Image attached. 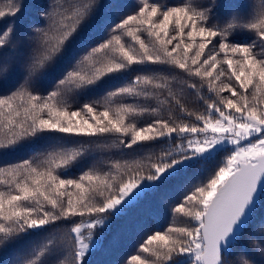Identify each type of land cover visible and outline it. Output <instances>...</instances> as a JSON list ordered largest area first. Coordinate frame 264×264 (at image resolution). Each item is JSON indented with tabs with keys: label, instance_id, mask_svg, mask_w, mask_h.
Instances as JSON below:
<instances>
[{
	"label": "snow or ice",
	"instance_id": "6c2138e0",
	"mask_svg": "<svg viewBox=\"0 0 264 264\" xmlns=\"http://www.w3.org/2000/svg\"><path fill=\"white\" fill-rule=\"evenodd\" d=\"M23 7L22 0H7L0 19ZM103 7L96 0L45 6L24 84L0 95V151L26 141L114 136L123 148L155 144L159 152L114 161L107 171L89 169L75 179L63 178L60 170L66 174L84 156L80 141L0 167V243L68 221L72 239L63 259L49 239L26 264H49L50 256L56 264H88L116 221L171 188L181 193L171 207L181 222L147 234L125 264H229L226 257L250 228L264 230V0L250 16L223 24L210 23L219 19L213 8L240 5L142 0L95 40L83 26ZM16 32L14 22L0 32V50ZM238 32L252 33L250 42L230 41ZM78 45L83 55L64 68L51 90L32 87L33 77L47 76ZM120 80L126 82L102 101L75 109L69 103Z\"/></svg>",
	"mask_w": 264,
	"mask_h": 264
},
{
	"label": "trees",
	"instance_id": "16d2710c",
	"mask_svg": "<svg viewBox=\"0 0 264 264\" xmlns=\"http://www.w3.org/2000/svg\"><path fill=\"white\" fill-rule=\"evenodd\" d=\"M51 2L52 0H22L26 7H23L17 16H6L0 19V32L12 26L13 22L17 28L14 41L5 49L0 50V69L4 67L8 69L7 72L0 71V95H8L24 84L30 62L31 38L35 34L36 28L44 26V18L41 16V12ZM153 2L169 6L181 4V0H149V3ZM199 2L209 6L213 3H223L228 6L240 5L239 8H213V12H219V19L210 20V23L217 24H223L225 20L231 19L235 15L250 16L261 4V0H199ZM6 3L7 0H0V8L4 7ZM141 3L142 0H96L97 5L103 4L105 7L100 9L95 20L90 18L83 26L85 34L95 40L101 39L106 34L108 25L127 14L133 13ZM252 36V33L238 32L230 37V41L250 42ZM211 47L212 45H209V48ZM81 55H83V49L78 45L64 62L50 67L47 76L38 74L33 77L32 87L41 93L51 90L54 81L61 76L64 68L70 67ZM136 74L132 73L131 76ZM131 76L128 79H131ZM181 79L182 77L177 76V88L180 86L179 81ZM125 82L126 80H120L107 85H98L91 93L70 98L69 103L75 109L86 101H102L104 96L112 91L114 85ZM224 95H228V93H224ZM189 106L193 105L190 104ZM196 106L199 107V105ZM53 135L59 136L61 134ZM76 141L84 143L87 151L76 164L67 169L66 174L65 170H60L63 178L75 179L89 169L107 171L114 161L123 163L143 159L153 152H159V147L155 144L140 149H137L136 146L133 149L123 148L118 145L114 136L65 137L59 141H36L35 143L26 141L23 146L17 145L14 150L0 151V167L14 165L23 159L42 158L47 152L59 147H78ZM89 141L90 143H88ZM180 195L179 190L165 188L156 195H150L137 207L129 210L126 216L113 224L111 231L106 234L104 247L88 258V264H125L126 258L136 254L139 243L147 234L163 230L174 222L179 224L181 221L171 212V207ZM74 219L79 220L81 218ZM69 229L68 221H58L56 224L50 225L47 230L30 231L27 235L21 234L19 237L0 243V264H26L32 254L49 239H54L57 243V251L54 255L63 259L62 253L65 245L72 239ZM262 231L264 230L258 224L254 229L250 228L232 253L226 257L229 264H242L245 260L250 261V264H264V243H261ZM46 259L49 264H56L52 256Z\"/></svg>",
	"mask_w": 264,
	"mask_h": 264
},
{
	"label": "rangeland",
	"instance_id": "374dc122",
	"mask_svg": "<svg viewBox=\"0 0 264 264\" xmlns=\"http://www.w3.org/2000/svg\"><path fill=\"white\" fill-rule=\"evenodd\" d=\"M207 51V50H206Z\"/></svg>",
	"mask_w": 264,
	"mask_h": 264
}]
</instances>
